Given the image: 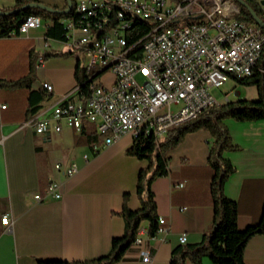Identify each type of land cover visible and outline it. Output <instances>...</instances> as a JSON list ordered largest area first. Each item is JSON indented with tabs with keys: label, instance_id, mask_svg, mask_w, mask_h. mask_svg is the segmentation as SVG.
Segmentation results:
<instances>
[{
	"label": "crops",
	"instance_id": "crops-1",
	"mask_svg": "<svg viewBox=\"0 0 264 264\" xmlns=\"http://www.w3.org/2000/svg\"><path fill=\"white\" fill-rule=\"evenodd\" d=\"M16 1L0 0V9L12 8ZM37 1L57 10L66 5L65 0ZM51 25L49 19L40 18V25L26 35L0 37V106H6L0 112V218L5 213L12 216L9 231L0 222V264L71 263L101 257L109 252L112 239L123 234V206L130 211L139 208L137 175L148 162L127 154L131 136L103 148L102 139L85 123L80 134L63 128L45 137L21 126L35 114L49 115L77 84L80 56H62L70 49L46 37ZM44 83L51 85L50 93L43 89ZM240 89L249 97L239 98ZM230 91L237 97L230 101L257 99L255 87ZM224 125L233 149L223 150L221 156L233 172L223 182L222 193L235 202L237 227L243 230L262 218L264 120L228 118ZM213 142L210 132L200 129L186 134L168 152L167 174L151 184L157 216L165 220L167 231L142 236L141 245L131 247L118 264H168L172 250L181 245V235L186 237L184 244L193 245L210 232L214 171L208 157ZM71 164L77 172L66 177ZM50 182L60 184L61 198L33 204L30 195ZM181 182L183 189L172 188ZM145 250L151 256L149 263L142 261ZM242 259L244 264H264V234L248 240ZM200 264L213 263L203 258Z\"/></svg>",
	"mask_w": 264,
	"mask_h": 264
},
{
	"label": "built area",
	"instance_id": "built-area-1",
	"mask_svg": "<svg viewBox=\"0 0 264 264\" xmlns=\"http://www.w3.org/2000/svg\"><path fill=\"white\" fill-rule=\"evenodd\" d=\"M250 1L264 21L262 0ZM71 12L73 17L62 20L65 44L80 56L89 93L75 86L49 115L35 114L21 125L39 136L63 128L80 134L89 123L103 148L125 135L159 139L218 105L211 90L222 89L229 79L248 78L256 69L264 75V67H257L264 30L239 22L234 0H177L171 5L166 0H73ZM137 19L148 21L150 31L130 44L127 33ZM39 25L40 18L30 15L18 27V35ZM102 74L111 76L107 84L98 79ZM42 87L47 93L52 90L47 83ZM222 93L224 103L233 94ZM5 107L1 105L0 112ZM54 169L59 171L60 165ZM76 172L77 166L71 164L65 176ZM184 187L185 182L172 186ZM60 198L58 182L30 195L33 204ZM0 222L9 231L11 214H3ZM157 222L156 233L166 232L165 220L158 217ZM144 235H148L146 224L138 229L132 247L141 245ZM179 242L184 244L186 237L181 235ZM142 261H151L146 250Z\"/></svg>",
	"mask_w": 264,
	"mask_h": 264
},
{
	"label": "trees",
	"instance_id": "trees-1",
	"mask_svg": "<svg viewBox=\"0 0 264 264\" xmlns=\"http://www.w3.org/2000/svg\"><path fill=\"white\" fill-rule=\"evenodd\" d=\"M244 1L262 20L261 11L257 5L250 0ZM29 3L39 2L37 0H17L12 8L0 9V12L3 13L0 14V37L17 35L20 24L26 17L32 15L49 19L52 25L47 28L46 37L65 43V30L62 20L73 17V13L62 15L35 8L16 11ZM236 5L239 7V13L235 18L244 24L256 25L249 12L239 4L236 3ZM150 27L151 24L148 21L134 20L132 28L127 33L128 43L132 44L147 35ZM70 55L78 54L72 50L62 54V56ZM257 67H264V45ZM75 79L77 81L76 86L83 94L87 95L89 93L87 77L82 72L80 58L75 69ZM235 81L246 87H255L257 99L252 101L236 99L208 108L196 118L171 128L163 138L156 139L153 135L141 134L133 139L127 154L148 162L147 167L141 169L137 175L136 195L139 208L130 211L123 206L121 216L124 221V231L122 236L112 239L107 254L86 261L69 263L61 260H38L36 264H118L123 261L125 253L132 247L140 226L146 224L148 236L154 237L158 227V216L151 184L157 177L167 174L168 152L186 134L200 129L208 130L214 139L208 157L209 165L214 171L210 183L213 209L210 232L204 235L198 244H181L174 248L168 264H186V262L200 264L203 258H207L213 264H244L242 255L246 243L254 235L264 234V207L260 223L248 226L243 230L238 229L236 204L222 193L223 182L233 172L232 166L221 156L223 150L233 149L229 142L224 120L228 118L235 121L264 120V75L256 69L252 76L235 79Z\"/></svg>",
	"mask_w": 264,
	"mask_h": 264
},
{
	"label": "water",
	"instance_id": "water-1",
	"mask_svg": "<svg viewBox=\"0 0 264 264\" xmlns=\"http://www.w3.org/2000/svg\"><path fill=\"white\" fill-rule=\"evenodd\" d=\"M66 1V8L64 10H54L44 4H40V3H29L23 7L18 8L16 11L20 12V11H24L26 9H30V8H35V9H40L49 13H58V14H69L72 10V0H65ZM234 2H236L237 4H239L242 8L246 9L249 14L251 15V17L253 18V21L255 22V24L260 27L262 30H264V21L261 20L257 14L245 3L244 0H234ZM261 5L264 6V0L261 1ZM0 14H3L0 12Z\"/></svg>",
	"mask_w": 264,
	"mask_h": 264
},
{
	"label": "rangeland",
	"instance_id": "rangeland-1",
	"mask_svg": "<svg viewBox=\"0 0 264 264\" xmlns=\"http://www.w3.org/2000/svg\"><path fill=\"white\" fill-rule=\"evenodd\" d=\"M167 1V3L168 4H174V3H176V1L177 0H166ZM99 78H103V82L105 83V84H107L109 81H110V79H111V76H109V74H102L100 77H98V79ZM234 88V87H236V88H238V87H246V86H243V85H240V84H238L235 80H233V79H229L223 86H222V89H213V90H211V93H212V95L215 97V99H216V101H217V103L220 105V104H223L224 103V101H223V98H222V92H228V91H230V89L231 88ZM221 90V91H220ZM238 89H235V91H237ZM240 92H241V95H240V97L239 98H242V97H245L246 96V94L243 92V90H241L240 89ZM248 97H249V95H247ZM246 96V97H247ZM245 97V98H246ZM235 98H237L234 94H232V96H230L229 97V101L230 100H233V99H235ZM85 124H88L89 126H91V128L93 127L91 124H89V123H85Z\"/></svg>",
	"mask_w": 264,
	"mask_h": 264
}]
</instances>
